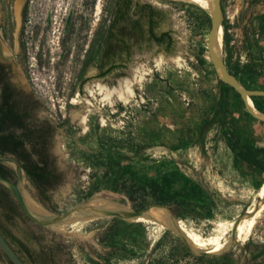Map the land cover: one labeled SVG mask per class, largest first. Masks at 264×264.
<instances>
[{
  "label": "rangeland",
  "instance_id": "obj_1",
  "mask_svg": "<svg viewBox=\"0 0 264 264\" xmlns=\"http://www.w3.org/2000/svg\"><path fill=\"white\" fill-rule=\"evenodd\" d=\"M98 1V20L93 18L86 33L71 34L67 28L64 38L55 32L42 58L31 49L16 57L15 78L35 99L39 115L56 126L55 165L64 175L49 202H42L25 179L24 190L55 215L94 195L134 210L166 207L184 228L204 238L227 232V245L218 253L203 252L188 246L172 225L115 216L61 231L33 221L23 210L15 233L44 253V264H264V198H258L256 188L264 171L236 160L232 150V145L240 149L245 144L264 148V121L229 88L210 56L212 11L184 0H136L160 11L156 33L169 32L172 38L158 44L146 33L130 48L115 49V68L102 75L108 15L118 0ZM222 5V57L241 85L264 90V0H222ZM171 55H179L181 63L171 61ZM159 57L164 59L160 63ZM140 63L148 74L134 82L135 94L127 103L117 96L113 103L103 100L98 91L89 95L90 83L113 87L126 77L135 81L131 71ZM257 97L264 109V96ZM73 98L81 103H72ZM86 98L93 102L90 107ZM74 110L87 115L85 125L74 119ZM162 158L175 162L212 195L213 218L160 204L143 189L138 175ZM122 168L127 172L121 173ZM253 206L258 209L253 228L244 239L233 240L234 224L247 222ZM18 254L32 264L24 252ZM0 264H9L1 251Z\"/></svg>",
  "mask_w": 264,
  "mask_h": 264
},
{
  "label": "trees",
  "instance_id": "obj_2",
  "mask_svg": "<svg viewBox=\"0 0 264 264\" xmlns=\"http://www.w3.org/2000/svg\"><path fill=\"white\" fill-rule=\"evenodd\" d=\"M159 14L160 11L150 3L118 0L115 6V49L127 45L130 48L129 43L138 42L146 33L149 40L158 44L171 40L169 32L156 33V16ZM252 99L256 107L263 111L258 97L252 96ZM35 105L33 101L12 102L8 96L0 103V155L12 156L18 166L12 167L0 159V174L13 179L22 169L37 190L38 198L46 203L51 201V192L63 183L64 175L56 167L55 158L48 149L55 128L48 119L39 124L31 120L30 107ZM232 150L236 160L264 171V148L245 144L240 149L232 145ZM126 168L132 172L131 167ZM120 171L123 174L127 172L125 168ZM138 176L143 189L150 191L160 204L193 209L206 219L214 217L216 203L212 195L175 162L166 158L154 159L151 169ZM263 182H259L256 188L259 189ZM22 212L12 193L0 183V231L11 245L18 247L17 253L24 252L32 264H44V253L32 249L24 237L15 233L16 218Z\"/></svg>",
  "mask_w": 264,
  "mask_h": 264
},
{
  "label": "flooded vegetation",
  "instance_id": "obj_3",
  "mask_svg": "<svg viewBox=\"0 0 264 264\" xmlns=\"http://www.w3.org/2000/svg\"><path fill=\"white\" fill-rule=\"evenodd\" d=\"M98 9V0H63L62 3L60 0H0V103L5 96L12 102L35 103V99L15 78L18 53L24 49L28 53H31L30 49L38 50L36 55L42 58L46 44L55 36V32L63 33L64 38L67 28L71 34L74 31L86 33L88 25L94 21L93 18L98 20ZM115 31V6L112 3L101 54V59L105 58L107 64L102 66V75L115 68ZM9 42L13 44L10 45ZM30 112L31 120L38 124L48 119L39 115L36 105L30 107ZM48 120L56 129L54 122ZM55 140L54 132L48 145L54 158Z\"/></svg>",
  "mask_w": 264,
  "mask_h": 264
},
{
  "label": "bare ground",
  "instance_id": "obj_4",
  "mask_svg": "<svg viewBox=\"0 0 264 264\" xmlns=\"http://www.w3.org/2000/svg\"><path fill=\"white\" fill-rule=\"evenodd\" d=\"M184 1L197 4L201 6L203 9H207L210 11L214 9V0H184ZM214 45L218 53L222 54L223 47H224V28H221L219 32L217 33ZM169 59L171 61H174L177 64L181 63V57L179 55H171ZM163 60H164L163 57L157 58L158 63H160ZM131 72H133L135 76V81H133L129 77H126L120 81L119 86L111 87L104 82H96V84H93V85L90 83L86 89H88L90 96H95V92L98 91L99 94L103 95V100H109L111 103H113V97L117 96L120 100L125 101L127 103L130 97L134 96L135 94L134 82H139V83L142 82L143 79H145V76L148 74V71L145 68L143 63L138 64ZM86 102L89 104V107L90 105L93 104L90 98H86ZM245 102L248 105L249 109L254 113V115H256L257 117L261 118L264 121V113H262L260 110H258L255 107L253 99L248 98V100H245ZM72 103L78 105L81 103V101L79 99L73 98ZM73 117L74 119H78L81 124L83 125L86 124L87 115L83 113L82 111H75L73 113ZM24 194H25V198H26V202L28 206L34 212L40 215H50L49 211L35 198V196H33V194H31V192H28V190H24ZM257 196L259 199L264 198V182L259 187L257 191ZM260 203H261V200H258V204ZM92 205L96 207H104L105 209H108V210H123L124 208L127 207V206L116 205L114 202H110L107 198L96 199L92 202ZM249 213L252 214L249 220H247V222H245L244 220L243 221L240 220L241 222L237 226V229H236L237 239H241L245 233H248L253 228V225L256 220V216L258 214V209L255 206H253L249 210ZM94 219H98V218L87 217V218H78L75 220H69L59 226H56L55 229L63 231V230H66L68 226H73L76 224L82 225L86 223L87 221L94 220ZM135 220L143 221V222H155V223L156 221H159L166 225H172V220L169 216L167 209L162 206L152 207L146 216L140 217ZM180 227L182 228L184 232H186L188 236V241L194 248L204 249L208 253H218L222 251L227 245V240L225 238V235L227 234V232L225 231L222 233L217 232L214 235L204 238L200 234L196 233L197 231L193 232V231L187 230L186 228H184L182 224H180Z\"/></svg>",
  "mask_w": 264,
  "mask_h": 264
},
{
  "label": "water",
  "instance_id": "obj_5",
  "mask_svg": "<svg viewBox=\"0 0 264 264\" xmlns=\"http://www.w3.org/2000/svg\"><path fill=\"white\" fill-rule=\"evenodd\" d=\"M222 19H223L222 0H214V9L212 10V27H211V32L209 35V40H208V50H209L212 60L214 61V63L216 64L218 68L220 75L224 78L226 83H228L238 93H240V95L244 98V100H248V98H252V96H264V90L248 89L244 87L243 85H241L240 82L237 81V79L228 69L226 62L222 57V54L218 53V51L216 50L214 42H215L217 33L219 32L221 28H223ZM0 159L6 161L7 163L12 162L15 168L18 167L17 163L14 161V158L12 156L0 155ZM24 179L28 180L27 177L25 176V172L22 169L18 170L17 181H14L13 179L5 177L2 174H0V183L12 193V195L17 200V202L21 206L22 210L26 213V215H28L33 221L43 226H46V227L54 228L69 220H75L78 218H87V217L100 218V217L115 216V217H120L125 220H135L140 217L146 216L147 213L151 210V208L154 207V206H150V207H147L141 210H134V209H130V207L127 206L123 210H108V209H105L104 207H96L92 205V202L94 200L101 198L99 195H94L89 201L82 203L81 205H79L78 207L72 209L71 211L67 213H64L61 215H55V214L40 215L34 212L28 206L26 202L24 188H23ZM166 209L172 220L173 228L178 233V235L182 237V239L186 242V244L192 248V245L188 241V236L186 232H184L182 228L180 227V222L174 218V216L172 215L171 211L168 208ZM237 226H238V223H236L234 226L233 240L236 239ZM0 251L4 255H6V257L13 264H29L15 251V249L12 247L10 242L7 240V238L1 231H0ZM203 252H206V251H203Z\"/></svg>",
  "mask_w": 264,
  "mask_h": 264
}]
</instances>
